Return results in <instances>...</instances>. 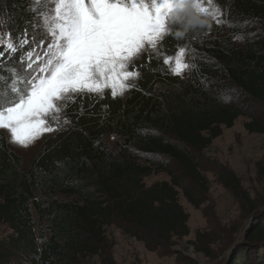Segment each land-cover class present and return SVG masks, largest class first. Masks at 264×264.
I'll list each match as a JSON object with an SVG mask.
<instances>
[{
  "label": "trees",
  "instance_id": "1",
  "mask_svg": "<svg viewBox=\"0 0 264 264\" xmlns=\"http://www.w3.org/2000/svg\"><path fill=\"white\" fill-rule=\"evenodd\" d=\"M213 1L222 24L199 16L172 23L161 57L145 52L131 65L139 76L128 96H75L65 107L69 126L48 136L27 170L0 134V227L11 232L0 238V264H114L112 226L149 252L190 235L179 196L200 209L210 191L198 157L241 117L246 131L264 136V0ZM0 15L17 48L0 47L2 88L9 68L25 69L18 61L33 50L37 14L33 0H0ZM179 48L191 52L187 82L163 63ZM158 174L169 180L145 185ZM216 174L249 210L222 264H264V209L254 214L264 199L251 200L232 170ZM202 239L197 233L191 245L210 257Z\"/></svg>",
  "mask_w": 264,
  "mask_h": 264
},
{
  "label": "snow or ice",
  "instance_id": "2",
  "mask_svg": "<svg viewBox=\"0 0 264 264\" xmlns=\"http://www.w3.org/2000/svg\"><path fill=\"white\" fill-rule=\"evenodd\" d=\"M188 6L176 0H56L52 23L46 21L45 31L52 38L49 48L55 49L52 58L36 75L11 74V99L0 98V130L7 131L10 143L27 149L44 133L57 130L58 122L51 126L49 118L56 121L66 97L103 93L105 88L112 89L113 97L123 95L132 87L128 82L139 76L129 70L135 59L148 49H157L170 33L169 17ZM191 6L209 12L199 3ZM26 34L27 29L24 44ZM5 50L15 53L17 48L9 41ZM185 52L179 48L174 57L163 61L175 75L189 67ZM31 55V51L21 55L18 63L31 69V63L24 65ZM16 82L26 87L21 90Z\"/></svg>",
  "mask_w": 264,
  "mask_h": 264
},
{
  "label": "rangeland",
  "instance_id": "3",
  "mask_svg": "<svg viewBox=\"0 0 264 264\" xmlns=\"http://www.w3.org/2000/svg\"><path fill=\"white\" fill-rule=\"evenodd\" d=\"M177 3L184 2L189 6L184 11L175 12L167 21L168 27L179 21L184 17L199 16L203 18H210L214 21L223 23V16L220 8L213 0H176ZM199 3L201 7L208 8L209 12L197 11L192 7V3ZM34 10L37 14V23L35 32L37 34L35 41L32 42L33 50L29 63L32 64L31 69L24 66V70L19 71L17 68H9L12 74L18 71L21 77L30 72L32 75L39 73V69L47 65L49 59L52 58V53L55 51L54 47L49 48L52 43V38L45 35L46 21L50 25L53 20V10L56 0H33ZM218 10V11H217ZM218 23V22H217ZM237 44H241V40L236 39ZM157 49H148L146 52L155 54L161 57ZM185 61L189 65L180 75L183 82H187L190 78L189 72L191 69V52L186 50ZM136 60V59H135ZM24 65L25 62H24ZM174 65V61H173ZM169 72L170 66L167 65ZM131 70V66L129 68ZM43 75V73H40ZM175 75V74H174ZM137 78L130 80L128 83L133 85ZM18 83L19 89L23 90L26 85ZM13 82H8L5 86L0 88V98L7 97L11 99V89ZM130 87L123 95H116L117 98L125 99ZM119 91V88H117ZM106 91H112L111 88H105ZM103 93H90L101 96ZM79 94H72L66 97L62 104V111L53 121L49 118L51 126H59L56 131L44 133L32 146L27 149L21 148L18 145L10 143L9 135L6 130H0V134H4L8 140L10 150L18 153L24 160V170L29 168L33 158L39 153L45 140L48 136L54 135L62 129L69 126V120L65 115L66 104L74 101L75 96ZM264 113V111H263ZM67 121V122H65ZM248 122V118H239L232 128L224 129L223 135L211 144V148L204 151L199 157L198 162L202 167L204 176L210 184V191L207 195V200L200 209H194L184 196L180 194L179 203L182 205L184 211L189 215L188 226L190 228V235L178 240L177 245L168 249H158L155 252H149L143 242H139L134 238L124 234L116 226H112L107 230L108 241L112 246L111 256L114 259V264H222L225 262L227 255L232 251L234 245L239 240L237 234L242 230L243 226L249 221L248 219V204L234 197L228 192L218 181L217 170L220 167H226L232 170L242 183L244 191L250 196L251 200L264 199V136L258 134H251L245 130L244 124ZM110 145L114 144V139H107ZM166 174L152 175L144 179L145 185L148 187L161 181H168ZM36 218V215H34ZM11 232L4 226L0 227V238H4ZM202 235V242L208 249L210 257L202 252L195 251L191 242L196 241V235ZM81 264H102L97 257H87L83 259Z\"/></svg>",
  "mask_w": 264,
  "mask_h": 264
},
{
  "label": "built area",
  "instance_id": "4",
  "mask_svg": "<svg viewBox=\"0 0 264 264\" xmlns=\"http://www.w3.org/2000/svg\"><path fill=\"white\" fill-rule=\"evenodd\" d=\"M8 33H11V29H10V26H8L5 18L3 16L0 15V47H5L6 48V44L11 41L14 43L15 47H16V44L15 42L13 41V38H12V34H11V37L8 36ZM28 41V39H27ZM23 42V40H22ZM28 43V42H27ZM26 43V44H27ZM11 52V51H10ZM12 53V52H11ZM32 53V52H31ZM29 59H26L25 60V64L29 63L28 62Z\"/></svg>",
  "mask_w": 264,
  "mask_h": 264
},
{
  "label": "water",
  "instance_id": "5",
  "mask_svg": "<svg viewBox=\"0 0 264 264\" xmlns=\"http://www.w3.org/2000/svg\"><path fill=\"white\" fill-rule=\"evenodd\" d=\"M264 209V205H261L257 208V210L254 212V214H256L257 212H260L261 210ZM254 215H252L251 217H253Z\"/></svg>",
  "mask_w": 264,
  "mask_h": 264
},
{
  "label": "crops",
  "instance_id": "6",
  "mask_svg": "<svg viewBox=\"0 0 264 264\" xmlns=\"http://www.w3.org/2000/svg\"><path fill=\"white\" fill-rule=\"evenodd\" d=\"M28 169V168H27Z\"/></svg>",
  "mask_w": 264,
  "mask_h": 264
}]
</instances>
